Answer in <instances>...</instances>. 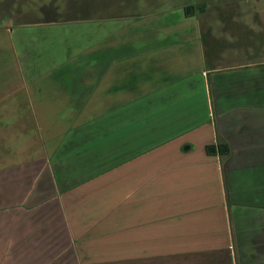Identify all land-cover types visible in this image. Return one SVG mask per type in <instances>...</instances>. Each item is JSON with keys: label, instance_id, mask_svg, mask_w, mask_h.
Segmentation results:
<instances>
[{"label": "crops", "instance_id": "1", "mask_svg": "<svg viewBox=\"0 0 264 264\" xmlns=\"http://www.w3.org/2000/svg\"><path fill=\"white\" fill-rule=\"evenodd\" d=\"M84 4L0 20V264H264V0Z\"/></svg>", "mask_w": 264, "mask_h": 264}, {"label": "rangeland", "instance_id": "2", "mask_svg": "<svg viewBox=\"0 0 264 264\" xmlns=\"http://www.w3.org/2000/svg\"><path fill=\"white\" fill-rule=\"evenodd\" d=\"M85 0H0V20H6L14 15H21L25 20H35L54 17H75L89 14H99L98 8L85 7ZM152 7H107L106 14L119 13L124 15H135L139 12L149 10ZM154 8H166L158 6Z\"/></svg>", "mask_w": 264, "mask_h": 264}, {"label": "trees", "instance_id": "3", "mask_svg": "<svg viewBox=\"0 0 264 264\" xmlns=\"http://www.w3.org/2000/svg\"><path fill=\"white\" fill-rule=\"evenodd\" d=\"M196 10V6L184 7L186 15L192 14ZM205 150L208 154H218L220 157L225 158L229 154V147L225 142H217L216 144L206 145Z\"/></svg>", "mask_w": 264, "mask_h": 264}]
</instances>
